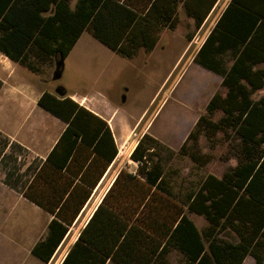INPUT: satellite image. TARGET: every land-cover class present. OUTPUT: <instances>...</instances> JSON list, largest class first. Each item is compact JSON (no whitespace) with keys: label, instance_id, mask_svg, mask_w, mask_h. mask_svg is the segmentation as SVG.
Wrapping results in <instances>:
<instances>
[{"label":"trees","instance_id":"16d2710c","mask_svg":"<svg viewBox=\"0 0 264 264\" xmlns=\"http://www.w3.org/2000/svg\"><path fill=\"white\" fill-rule=\"evenodd\" d=\"M69 2L0 0V50L36 72L50 60L59 77L84 30L131 57L141 48L152 50L162 28L177 26L180 2L199 27L217 0H77L74 9ZM262 33L264 0H231L194 56L222 76L226 92H215L206 110L223 115L218 121L200 115L181 150L201 127L211 133L231 127L243 144V159L222 176L208 173L183 194L158 156L164 144L145 132L130 154L136 171L120 170L61 264H168L173 250L181 264H243L249 254L264 264V96L253 97L264 88V67H257L264 62ZM38 103L67 122L60 139L44 161L24 170L19 143L5 137L2 157L10 148L8 156L19 161L7 168L4 182L54 215L47 236L33 248L49 261L118 147L108 122L63 86L58 93L42 92ZM31 169L23 183L19 178ZM189 213L204 216L206 227L199 229Z\"/></svg>","mask_w":264,"mask_h":264},{"label":"rangeland","instance_id":"374dc122","mask_svg":"<svg viewBox=\"0 0 264 264\" xmlns=\"http://www.w3.org/2000/svg\"><path fill=\"white\" fill-rule=\"evenodd\" d=\"M193 32L192 25L187 26L185 20L181 21L174 32L162 33L154 49L141 48L134 56L128 57L85 31L79 46L90 52L87 56L80 59L81 55H73L65 63L59 77L55 76V64L44 66L41 73L20 66L17 72L22 76L20 85L33 86L35 90L45 88L54 93H58V87L63 86L69 92L105 96L120 109L124 117L120 121L127 123L126 127L133 125L135 129L131 140L121 147L120 160L130 159L129 152L134 141L140 138L142 132L148 131L164 144L158 149V156L163 159L175 190L184 194L192 187H198L208 173L222 176L243 159V144L231 127L219 129L216 133L201 127L199 136L188 139L185 151L181 150L200 115H207L214 121L223 115L221 110L207 113L206 105L213 93L224 94L225 87L215 75L192 63L193 50L188 42ZM178 57L182 63L175 66ZM261 93L257 92L254 98L261 97ZM5 142L7 139L0 133V179L5 176L7 168L19 162L15 154L8 156L10 148L2 157ZM20 152L22 160L19 163L24 170L26 160L23 156L27 153ZM37 163L39 161L34 160L32 165ZM130 163L129 169L134 170L137 163ZM32 172L33 169L19 179L25 183ZM22 185L19 183V186ZM189 215L199 229L208 224L202 215ZM168 258V264L182 263L177 251H171ZM246 264H255L252 256Z\"/></svg>","mask_w":264,"mask_h":264},{"label":"crops","instance_id":"0c3cea01","mask_svg":"<svg viewBox=\"0 0 264 264\" xmlns=\"http://www.w3.org/2000/svg\"><path fill=\"white\" fill-rule=\"evenodd\" d=\"M76 2L77 0H70L69 4L71 9H74ZM230 2L231 0H217L204 22L199 27L195 25V20L185 13L183 3L180 2L178 6L179 21L177 26L174 29L164 27L161 29L159 35L160 40L164 31H169L170 33L174 32L178 29L180 22L184 20L186 21L187 26L192 25L194 27V32L190 35L188 42V45L192 46L193 50L191 58L192 63L204 69L206 72L215 75L216 79L221 83L222 76L196 63L194 61V56L197 54L198 50ZM85 31H88L93 36L89 30H84L82 34ZM82 34L65 58L63 70L65 63L73 55H81V59L82 56H87L90 53L85 47L79 46ZM259 38L260 40H264V33L260 34ZM159 40L157 44L159 43ZM259 48L262 49L263 47L260 46ZM229 53L230 49L226 50L224 55H229ZM48 61L49 62L43 65V70L44 66L54 64L53 62H50V60ZM178 63H182L180 57L175 61V66ZM231 64L232 60H227L226 67L229 68ZM20 66L28 68L26 65L11 59L0 50V79L2 80V86L0 88V132L5 137L9 138L11 142H16L23 146L24 152L27 153L23 156V160H26L23 163V166L26 168L34 160L41 163L47 158L64 132L67 122L38 103L42 92L49 90H46L45 88L35 90L33 89V86L20 85L22 82V76H19L17 73ZM257 67H264V62L257 64ZM257 92H262L261 94L264 96V88L253 93V97ZM66 95L72 97L74 100L100 115L108 122L118 147V154L110 163L97 184L92 188L88 200L75 221L69 226L68 232L49 261H44L35 255L33 253V248L39 241L47 236L49 223L54 218V215L26 198L21 190L14 189L7 185L4 182L5 176L1 178L0 264H61L71 246L78 239L81 230L85 227L103 198L112 187L120 170L126 168L129 171L135 172L137 169L138 164H136L134 170L129 169L132 164L130 161L136 163L131 158L126 161L120 160L121 147L131 140V134L135 129L133 125L126 127L125 124L127 123L120 121V119L124 117L121 115L118 106L108 100L105 96L100 97L99 95L96 96L94 94L80 93L76 91L69 92L67 89ZM145 132L146 131L142 132L141 136ZM137 141L138 139L134 141L129 156ZM19 160H22V155L19 156ZM75 181H79L78 177L75 178ZM250 256L252 255L249 254L246 256L243 264H246ZM253 259L256 264L254 257ZM111 263L115 262L112 260L107 262V264Z\"/></svg>","mask_w":264,"mask_h":264}]
</instances>
